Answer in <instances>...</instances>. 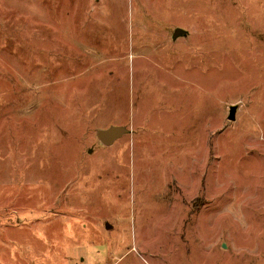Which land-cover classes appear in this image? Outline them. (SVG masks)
<instances>
[{
    "label": "rangeland",
    "instance_id": "374dc122",
    "mask_svg": "<svg viewBox=\"0 0 264 264\" xmlns=\"http://www.w3.org/2000/svg\"><path fill=\"white\" fill-rule=\"evenodd\" d=\"M0 264H264V0H0Z\"/></svg>",
    "mask_w": 264,
    "mask_h": 264
},
{
    "label": "water",
    "instance_id": "95a60500",
    "mask_svg": "<svg viewBox=\"0 0 264 264\" xmlns=\"http://www.w3.org/2000/svg\"><path fill=\"white\" fill-rule=\"evenodd\" d=\"M184 33L182 29H178L177 32L175 33L173 39H177L179 34ZM237 109V106L234 105L231 107L230 110V115L229 118L231 120L235 119V111ZM130 130L127 129L126 127H121V126H112L106 130H99L98 131V137L101 140L102 143L105 145H112L114 144L118 139L122 138L125 134L129 133Z\"/></svg>",
    "mask_w": 264,
    "mask_h": 264
},
{
    "label": "crops",
    "instance_id": "0c3cea01",
    "mask_svg": "<svg viewBox=\"0 0 264 264\" xmlns=\"http://www.w3.org/2000/svg\"><path fill=\"white\" fill-rule=\"evenodd\" d=\"M112 126H121V127H126L127 129H129L130 130V128H128L127 126H125V125H111L110 127H112ZM110 127H108V128H110ZM108 128H104V129H100V130H106V129H108ZM98 134V133H97ZM128 134V133H127ZM126 135V134H125ZM124 135V136H125ZM100 140V139H99ZM101 141V140H100ZM102 143V142H101ZM103 145H105L104 143H102Z\"/></svg>",
    "mask_w": 264,
    "mask_h": 264
}]
</instances>
